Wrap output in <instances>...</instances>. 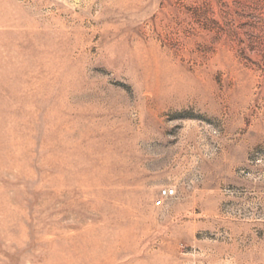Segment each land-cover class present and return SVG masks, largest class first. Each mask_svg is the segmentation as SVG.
I'll use <instances>...</instances> for the list:
<instances>
[{
  "label": "rangeland",
  "instance_id": "rangeland-1",
  "mask_svg": "<svg viewBox=\"0 0 264 264\" xmlns=\"http://www.w3.org/2000/svg\"><path fill=\"white\" fill-rule=\"evenodd\" d=\"M0 264H264V0H0Z\"/></svg>",
  "mask_w": 264,
  "mask_h": 264
},
{
  "label": "built area",
  "instance_id": "built-area-1",
  "mask_svg": "<svg viewBox=\"0 0 264 264\" xmlns=\"http://www.w3.org/2000/svg\"><path fill=\"white\" fill-rule=\"evenodd\" d=\"M175 190L171 188H163L159 192V197L155 202V206L161 208L165 205L167 201L172 199L175 196Z\"/></svg>",
  "mask_w": 264,
  "mask_h": 264
}]
</instances>
